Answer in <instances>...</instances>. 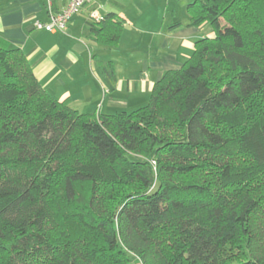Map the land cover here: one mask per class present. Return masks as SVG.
I'll return each instance as SVG.
<instances>
[{
  "label": "trees",
  "instance_id": "16d2710c",
  "mask_svg": "<svg viewBox=\"0 0 264 264\" xmlns=\"http://www.w3.org/2000/svg\"><path fill=\"white\" fill-rule=\"evenodd\" d=\"M187 13L213 36L130 112L76 111L0 41V264H264V0Z\"/></svg>",
  "mask_w": 264,
  "mask_h": 264
},
{
  "label": "crops",
  "instance_id": "0c3cea01",
  "mask_svg": "<svg viewBox=\"0 0 264 264\" xmlns=\"http://www.w3.org/2000/svg\"><path fill=\"white\" fill-rule=\"evenodd\" d=\"M65 2L0 0V41L22 50L48 95L68 101L82 114L130 112L144 106L155 82L181 67L194 43L212 33L207 23L190 26L188 13L178 17V7L174 9L170 0H90L63 32L35 28ZM91 11L99 17L114 14L113 21L122 24L114 49L98 44L90 30ZM109 62L111 76L103 70Z\"/></svg>",
  "mask_w": 264,
  "mask_h": 264
},
{
  "label": "built area",
  "instance_id": "2783aa9c",
  "mask_svg": "<svg viewBox=\"0 0 264 264\" xmlns=\"http://www.w3.org/2000/svg\"><path fill=\"white\" fill-rule=\"evenodd\" d=\"M89 1L90 0H66L65 6L60 11L49 12V21L47 23L36 22L35 28L50 33L63 32L71 17L77 14ZM100 18L101 17L97 15L96 11H91L90 19L92 22H98Z\"/></svg>",
  "mask_w": 264,
  "mask_h": 264
},
{
  "label": "rangeland",
  "instance_id": "374dc122",
  "mask_svg": "<svg viewBox=\"0 0 264 264\" xmlns=\"http://www.w3.org/2000/svg\"><path fill=\"white\" fill-rule=\"evenodd\" d=\"M170 1L174 4V9H175V7H178V10H177L178 17L187 16V11L185 10V8L187 6V4L185 3L186 0H170ZM209 28H211V27H209ZM211 31H212V29H211ZM212 35H213V31H212L211 35L208 37H211ZM147 102H148V100H147ZM147 102H146V104H147ZM146 104H144V105H146ZM127 264H138V262L136 260H131Z\"/></svg>",
  "mask_w": 264,
  "mask_h": 264
}]
</instances>
